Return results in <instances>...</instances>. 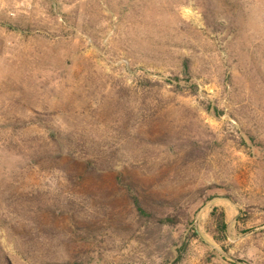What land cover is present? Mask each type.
Returning <instances> with one entry per match:
<instances>
[{"label":"rangeland","instance_id":"1","mask_svg":"<svg viewBox=\"0 0 264 264\" xmlns=\"http://www.w3.org/2000/svg\"><path fill=\"white\" fill-rule=\"evenodd\" d=\"M0 264H264V0H0Z\"/></svg>","mask_w":264,"mask_h":264},{"label":"trees","instance_id":"2","mask_svg":"<svg viewBox=\"0 0 264 264\" xmlns=\"http://www.w3.org/2000/svg\"><path fill=\"white\" fill-rule=\"evenodd\" d=\"M185 67L187 68V66ZM127 198L130 199L134 214L140 222H152L169 226L177 224V217L173 214L160 215L162 210L165 211L168 208H175L174 204L152 200L146 202V205L144 206L141 203L137 202L135 200V196L133 195L128 194ZM221 218H223V215H221ZM224 228L225 225L223 223V220H219V223H217V229L223 231Z\"/></svg>","mask_w":264,"mask_h":264}]
</instances>
